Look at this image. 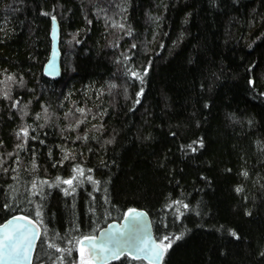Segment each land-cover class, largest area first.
Instances as JSON below:
<instances>
[{
    "label": "trees",
    "instance_id": "16d2710c",
    "mask_svg": "<svg viewBox=\"0 0 264 264\" xmlns=\"http://www.w3.org/2000/svg\"><path fill=\"white\" fill-rule=\"evenodd\" d=\"M135 211L157 264H264V0H0V225L38 217L52 264Z\"/></svg>",
    "mask_w": 264,
    "mask_h": 264
},
{
    "label": "water",
    "instance_id": "95a60500",
    "mask_svg": "<svg viewBox=\"0 0 264 264\" xmlns=\"http://www.w3.org/2000/svg\"><path fill=\"white\" fill-rule=\"evenodd\" d=\"M60 26L57 22V20L54 18L52 20V29L50 32L51 36V52L49 54L48 62L43 67V74L47 79L51 80H59L63 73L62 68V57H61V50H60ZM132 216H137L139 219L133 220L130 215L125 217L122 220V223H116L112 222L108 226L102 228L99 232V234L94 238L97 245L104 244L108 248L113 249L117 254L115 256L112 255L111 252L106 253L104 255L107 256V259L102 258L100 255L91 254L94 258L96 264H106L111 262L112 260H115L124 254H130L131 256H136V250L134 245L139 244L141 240H143L148 247H151L155 244H158L153 236V231L151 227V222L148 220L147 216L140 212L135 211L132 212ZM20 216H14L4 224L0 225V229H2L5 225H8L9 221H13L14 223L15 218H18ZM23 217V216H22ZM25 218V217H24ZM30 220L23 219L19 220L18 223L20 224H27ZM31 231L38 232L37 239L34 240V247L32 251L29 253L30 257V264L33 262V254L35 251V245L39 239V229L38 226L34 223H31L29 226ZM89 248L87 244H85ZM132 246V247H130ZM90 250V249H89ZM141 259L147 260L149 262L157 264L158 260H150L148 258H144V254L141 253ZM9 264H27L25 261H14L9 262Z\"/></svg>",
    "mask_w": 264,
    "mask_h": 264
},
{
    "label": "snow or ice",
    "instance_id": "6c2138e0",
    "mask_svg": "<svg viewBox=\"0 0 264 264\" xmlns=\"http://www.w3.org/2000/svg\"><path fill=\"white\" fill-rule=\"evenodd\" d=\"M80 174L83 175L82 170H79ZM64 184L72 185V180H64L62 181ZM133 220L139 219L137 216H132L129 214ZM26 219L24 217L15 218V221H9L8 225H5L2 229H0V264H9V262L14 261H25L27 264H30L29 253L32 251L34 247V240L38 237V232L31 231L30 225L31 221L27 224L18 223L19 220ZM165 240L168 238L165 237ZM77 243L81 245L87 244L91 251V254L100 255L102 258L107 259V256L104 255L106 253L111 252L113 256L117 253L108 248L106 245L101 244L97 245L94 238L86 237L83 240L77 241ZM132 247V246H130ZM136 250L135 258H141V253L144 254V258H148L150 260H158L162 257L163 252L166 248L163 241L160 244H155L151 247H148L146 243L141 240L139 244L134 245ZM60 251V249H57ZM84 249L81 248V256L83 257ZM81 264H88V261L81 260Z\"/></svg>",
    "mask_w": 264,
    "mask_h": 264
},
{
    "label": "rangeland",
    "instance_id": "374dc122",
    "mask_svg": "<svg viewBox=\"0 0 264 264\" xmlns=\"http://www.w3.org/2000/svg\"><path fill=\"white\" fill-rule=\"evenodd\" d=\"M79 170H82L83 175L80 174ZM90 179H92L91 176L84 171L83 167L77 166L75 168L74 172L70 176H68L67 178L58 179L53 184H50V183H47L46 181H43L42 183H40L39 185L36 186L34 191L40 192V190H42L43 187L51 188V187H54V185H57V186H60L61 189L66 193H72V192L74 193L80 185L84 184L87 180H90ZM64 180H72V185L62 183V181H64ZM23 217H25V216H23ZM25 218H27L32 223H34L35 225L38 226L39 235H40L43 231L42 224H40V219L38 217L36 219H30L28 217H25ZM95 237L96 236L89 237V238H95ZM167 238H168L167 240H165L163 238L159 241L158 240L156 241L158 244H160L161 241H163L164 245H166V248H165L163 253H165L166 250L168 249V247L173 243V239H171L169 237H167ZM83 239H85V238H83ZM83 239H81V240H83ZM82 247L84 249L83 257L81 256V248ZM59 252L61 253V258L57 259V261H54L52 264H81L82 259L85 261H88V264H96L92 255H90L89 248L87 246L81 245L77 242L74 243L73 247L67 246V248H60ZM73 253H74V255H73ZM68 255L75 256V258L72 259L71 261H68V263H67V260H65V258L68 257ZM32 264H33V262H32ZM153 264H155V263H153Z\"/></svg>",
    "mask_w": 264,
    "mask_h": 264
}]
</instances>
